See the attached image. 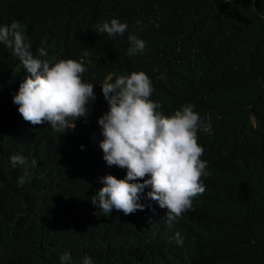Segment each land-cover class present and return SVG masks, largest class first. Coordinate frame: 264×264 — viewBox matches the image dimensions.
I'll list each match as a JSON object with an SVG mask.
<instances>
[{"label":"trees","instance_id":"16d2710c","mask_svg":"<svg viewBox=\"0 0 264 264\" xmlns=\"http://www.w3.org/2000/svg\"><path fill=\"white\" fill-rule=\"evenodd\" d=\"M258 4L0 0V25L19 22L34 54L43 46L47 58L82 62L86 83L113 73L145 71L158 86L163 107L176 104L192 72L197 85L213 82L218 74L219 80L230 82L248 77V92L259 103L264 120V6ZM112 19L128 24L123 36L97 31V25ZM130 34L145 42L143 52L132 57L127 55ZM161 75L165 78L158 79ZM88 132L89 128L75 142L60 146L45 129L39 145L30 147L28 131L6 124L0 114V264H57L66 251L72 264H82L85 256L93 264H177L160 250L186 256L190 264H264V147L254 163L223 178L225 169L215 163L211 146L218 136L202 134L210 162L206 171L212 170L213 176L191 210L168 227L154 224L157 234L144 223L100 230L82 202L86 190L75 177L78 160L90 158ZM13 155L24 157L26 165L13 167ZM25 170L29 175L20 185ZM217 175L222 182L214 184ZM176 233L183 238L182 246L175 241Z\"/></svg>","mask_w":264,"mask_h":264},{"label":"clouds","instance_id":"9594fccd","mask_svg":"<svg viewBox=\"0 0 264 264\" xmlns=\"http://www.w3.org/2000/svg\"><path fill=\"white\" fill-rule=\"evenodd\" d=\"M249 1L264 6V0ZM4 23L0 25L2 120L27 130L30 147L39 145L45 129L63 146L89 128L90 158L78 160L75 177L86 190L82 202L100 230L132 223L168 227L191 210L193 200L206 192L207 178L210 184L213 176L212 170L206 171L210 162L202 134L218 136L211 146L215 163L225 169L223 178L238 175L258 159L264 147L263 111L248 92V77L230 82L219 80L218 74L213 82L197 85L192 72L183 81L176 104L163 107L158 103L159 88L145 71L113 73L86 83L82 62L47 58L43 46L34 54L20 23ZM127 30L128 24L118 19L97 25V31L109 37L123 36ZM128 42V56L143 52L145 42L135 34L128 36ZM9 159L13 167L26 165L22 156ZM28 175L25 170L18 184L26 183ZM218 179L214 184L222 182ZM154 233L159 231L155 228ZM175 241L182 246L179 233ZM160 251L177 264H190L186 256ZM57 264H72L71 254L59 255ZM82 264H93L92 258L85 256Z\"/></svg>","mask_w":264,"mask_h":264}]
</instances>
